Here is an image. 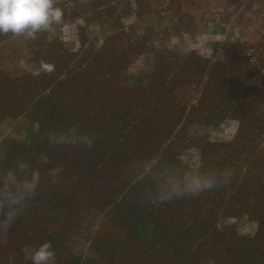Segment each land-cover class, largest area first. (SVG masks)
Returning a JSON list of instances; mask_svg holds the SVG:
<instances>
[{"label": "rangeland", "instance_id": "1", "mask_svg": "<svg viewBox=\"0 0 264 264\" xmlns=\"http://www.w3.org/2000/svg\"><path fill=\"white\" fill-rule=\"evenodd\" d=\"M56 6L63 22L35 40L0 34V175L41 173L0 264H32L44 242L54 264H264V0ZM41 61L55 70L32 75ZM69 127L92 147L49 143ZM225 168L228 186L156 196Z\"/></svg>", "mask_w": 264, "mask_h": 264}, {"label": "clouds", "instance_id": "2", "mask_svg": "<svg viewBox=\"0 0 264 264\" xmlns=\"http://www.w3.org/2000/svg\"><path fill=\"white\" fill-rule=\"evenodd\" d=\"M57 0H0V34L23 37L35 40L40 32L49 31L54 25L63 22L64 12L56 6ZM55 66L41 61L40 67L30 69L31 74L39 76L41 72L51 74ZM47 139L56 145H83L92 147V139L79 132L77 127H69L60 132H48ZM47 155H41L36 164H48ZM63 166L53 167L48 171L51 183H57ZM17 173H20L18 175ZM235 173L230 168L222 171H206L193 173L185 171L180 180L169 181L162 185L156 195L161 201L179 199L185 195L198 196L205 191L228 186ZM41 181V173L37 168L19 160L15 169H8L0 175V231L7 232L16 218L24 211L26 201L36 194ZM155 202V201H153ZM56 251L51 242L42 243L31 255L32 264H54Z\"/></svg>", "mask_w": 264, "mask_h": 264}]
</instances>
